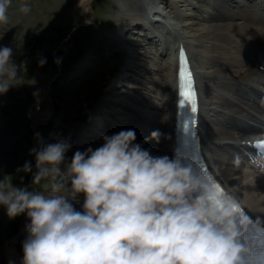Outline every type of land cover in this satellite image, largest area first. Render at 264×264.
<instances>
[{
    "label": "clouds",
    "instance_id": "clouds-1",
    "mask_svg": "<svg viewBox=\"0 0 264 264\" xmlns=\"http://www.w3.org/2000/svg\"><path fill=\"white\" fill-rule=\"evenodd\" d=\"M11 4L0 0V24L8 23ZM23 71L13 49L0 47V95L23 84ZM101 139L95 150L76 151L63 170L67 141L33 148V184L56 181L48 192L0 181L8 217L30 220L22 264H264V245L241 243L251 221L233 210L241 207L235 198L218 197L180 158L153 156L135 143L134 130ZM159 139L153 131L144 143ZM17 171L32 172L31 162ZM79 194L83 211L70 203Z\"/></svg>",
    "mask_w": 264,
    "mask_h": 264
},
{
    "label": "bare ground",
    "instance_id": "bare-ground-1",
    "mask_svg": "<svg viewBox=\"0 0 264 264\" xmlns=\"http://www.w3.org/2000/svg\"><path fill=\"white\" fill-rule=\"evenodd\" d=\"M78 1L89 19L92 0ZM207 4L220 10L205 14ZM114 10L119 20L115 33L132 36H124L127 51L122 70L95 104L92 120L96 119L94 115L98 116L95 123L109 116L115 126L111 128L114 134L121 131L117 127L134 130L138 144L158 130L159 142L148 140L154 142L153 147L145 148L153 156L172 158L177 93L175 53L179 45L184 46L196 73L202 146L209 166L246 211L264 225V168L250 147L255 138L264 135V0H114ZM135 34L148 39L137 41ZM68 39L61 40L63 48ZM161 54H165L164 60H159ZM142 57L152 59L142 63L150 73L137 79L145 94L134 96L138 103L131 104L134 113L127 114L117 94L131 92L132 83L124 81L130 75L128 70L141 64ZM35 91L40 93L35 98L32 119L38 123L51 117L53 106L50 97L42 95V88ZM86 138L84 130L78 138V151L93 149L94 144ZM77 200L70 203L77 211H83V194ZM9 254L10 264H22L15 249Z\"/></svg>",
    "mask_w": 264,
    "mask_h": 264
},
{
    "label": "rangeland",
    "instance_id": "rangeland-1",
    "mask_svg": "<svg viewBox=\"0 0 264 264\" xmlns=\"http://www.w3.org/2000/svg\"><path fill=\"white\" fill-rule=\"evenodd\" d=\"M22 5H27L30 11L21 12L19 9ZM207 5L208 11H203L205 14L220 10ZM8 16V23L0 24V47L13 49V60L23 65L24 71L20 74L24 79L18 82L23 84L0 95V144L3 146L0 150V181L4 180L7 184L11 180L16 187L48 192L56 181L46 179L38 185L33 184L37 170L35 155L30 151L59 140L67 141L71 148L65 154V164L61 166L63 170L79 150L78 138L80 140L84 130L87 133L86 141L94 144L93 150L95 146L102 145V134H114L112 129L115 126L111 124L110 117L105 116V120L101 117L99 120L102 121L95 123L98 116L94 115L96 119L92 120L93 109L122 70L123 56L127 51L124 36L132 34L127 33L122 37L115 33L114 27L119 20L114 10V0H92L89 19L82 13L78 0H12ZM78 23L85 25L74 30L66 40L69 42L67 47L65 45L63 48L61 40L66 39ZM134 36L137 41L144 38ZM146 45L149 46V43ZM162 55L165 54H161L159 60H164L165 56ZM85 56L88 57L86 60ZM149 60L152 59L142 57L139 59L141 64L128 70L130 75L124 83H132L131 92L117 94V100L127 109V114H133L130 105L138 103L133 100L134 96L144 93L137 79H144V74L150 73L142 66ZM37 87L43 89L42 95L50 97L53 106L51 117L38 123L32 119L35 98L40 93H36ZM116 129L126 130L124 127ZM151 144L154 142L148 141L141 146L145 148ZM27 161L31 162L32 172L17 171ZM66 178L63 177V180L66 181ZM63 193L60 191V194ZM29 223L26 213L10 219L6 208L0 205V264H10L8 255L12 249L20 255L22 263L23 242L28 236L25 226ZM22 229L24 231L19 233Z\"/></svg>",
    "mask_w": 264,
    "mask_h": 264
},
{
    "label": "snow or ice",
    "instance_id": "snow-or-ice-1",
    "mask_svg": "<svg viewBox=\"0 0 264 264\" xmlns=\"http://www.w3.org/2000/svg\"><path fill=\"white\" fill-rule=\"evenodd\" d=\"M178 77H179L180 85H181L180 106L188 107V110L190 111V113L193 114V119L191 123L193 126H195L196 121L194 118V114L197 113L198 111L197 95H196V90L194 88L192 74L190 70L188 69V62H187V59H186V56L183 50L180 51V66H179ZM185 127H187V125ZM213 187L216 190L218 197H224V192L221 189L219 184H214ZM225 198H228V197H225ZM233 210L238 213L243 212V210L238 206H234Z\"/></svg>",
    "mask_w": 264,
    "mask_h": 264
},
{
    "label": "water",
    "instance_id": "water-1",
    "mask_svg": "<svg viewBox=\"0 0 264 264\" xmlns=\"http://www.w3.org/2000/svg\"><path fill=\"white\" fill-rule=\"evenodd\" d=\"M82 25H85V23L83 24V23H78V24H76L73 28H72V30L70 31V34L67 36V38H69L70 36H71V34L74 32V30L78 27V26H82ZM56 50V49H55Z\"/></svg>",
    "mask_w": 264,
    "mask_h": 264
}]
</instances>
